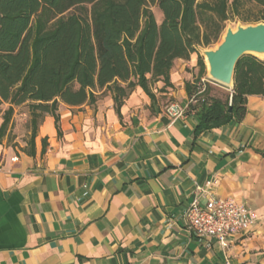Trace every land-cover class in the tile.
<instances>
[{
	"label": "crops",
	"instance_id": "1",
	"mask_svg": "<svg viewBox=\"0 0 264 264\" xmlns=\"http://www.w3.org/2000/svg\"><path fill=\"white\" fill-rule=\"evenodd\" d=\"M198 73L197 53L176 59L170 86L156 82L154 100L137 86L120 112L105 88L92 104L61 102V134L46 115L34 155L9 138L15 113L0 139V264H264V96L197 133L185 84ZM172 102L185 117L166 114ZM8 106L0 98V127ZM213 197L247 204L257 222L224 242L198 236L185 212Z\"/></svg>",
	"mask_w": 264,
	"mask_h": 264
},
{
	"label": "trees",
	"instance_id": "2",
	"mask_svg": "<svg viewBox=\"0 0 264 264\" xmlns=\"http://www.w3.org/2000/svg\"><path fill=\"white\" fill-rule=\"evenodd\" d=\"M264 7V0H254ZM240 0H0V98L8 103L0 139L15 107L30 112V137L23 148L36 151L38 128L59 106L92 104L95 90L113 93L115 108L139 86L154 100L153 85L170 86L176 59L198 54V77L185 88L196 111V132L220 127L247 114L250 95L264 96V60L246 54L238 61L233 91L213 94L200 48L219 41ZM89 5V6H88ZM151 5L163 13L159 23ZM81 11L65 13L69 8ZM264 22V14L241 18ZM210 80V79H209ZM43 150L47 139L42 140ZM264 155V152H262Z\"/></svg>",
	"mask_w": 264,
	"mask_h": 264
},
{
	"label": "built area",
	"instance_id": "3",
	"mask_svg": "<svg viewBox=\"0 0 264 264\" xmlns=\"http://www.w3.org/2000/svg\"><path fill=\"white\" fill-rule=\"evenodd\" d=\"M192 101L195 102L193 99ZM165 111L173 119L185 117L187 113L186 108L176 102L170 103ZM185 216L191 231L200 237L215 238L219 242H224L232 234L249 230L258 220L256 212L247 204L215 197L204 204L195 198L187 208Z\"/></svg>",
	"mask_w": 264,
	"mask_h": 264
},
{
	"label": "water",
	"instance_id": "4",
	"mask_svg": "<svg viewBox=\"0 0 264 264\" xmlns=\"http://www.w3.org/2000/svg\"><path fill=\"white\" fill-rule=\"evenodd\" d=\"M206 58L208 76L212 80L234 88L233 76L240 58L246 54H264V22L228 28L223 40L214 49L202 50Z\"/></svg>",
	"mask_w": 264,
	"mask_h": 264
},
{
	"label": "rangeland",
	"instance_id": "5",
	"mask_svg": "<svg viewBox=\"0 0 264 264\" xmlns=\"http://www.w3.org/2000/svg\"><path fill=\"white\" fill-rule=\"evenodd\" d=\"M199 1H202V0H199ZM151 9L155 13L157 21L160 23L163 19V13L160 11V9L156 5H151ZM71 11L79 12L81 10L79 8L75 9L72 7V8H69L65 13H69ZM263 14H264V7L257 4L254 0H240L238 10H236L235 8L234 9L230 8V10H229L230 19L225 22L226 27H225V30L223 31L219 41L210 47L200 48V53L203 56L205 64H206V72H207L206 76H207V78H209L208 67H207V63H206V58L202 54V50L216 48L218 46V44H220V42L223 40V37H224L228 28H232L233 30H236L239 25H248L249 24V23H243L241 18H245V17L255 18L258 16H262ZM257 57H259V56H257ZM259 58H261V57H259ZM261 59H263V58H261ZM209 79L212 80L211 78H209ZM212 81L215 82L216 84H218V85H214L211 83L213 94H215V95H220V96L225 95L228 93V90H231L230 86L223 85V84L218 83L214 80H212ZM15 113H17V115H18V121L13 122L12 131L10 132L9 138H11V136H13V131L15 130L14 137L18 136L20 138V140H23L24 142L27 143L29 140V137H30V127H29L30 112H29V109L27 106H23L20 109H18V111H15L14 115H15ZM17 144H19V143H17Z\"/></svg>",
	"mask_w": 264,
	"mask_h": 264
},
{
	"label": "bare ground",
	"instance_id": "6",
	"mask_svg": "<svg viewBox=\"0 0 264 264\" xmlns=\"http://www.w3.org/2000/svg\"><path fill=\"white\" fill-rule=\"evenodd\" d=\"M258 56L264 59V54H259Z\"/></svg>",
	"mask_w": 264,
	"mask_h": 264
}]
</instances>
